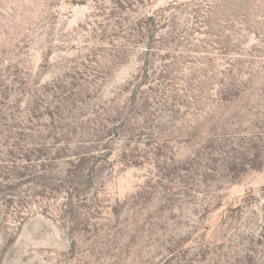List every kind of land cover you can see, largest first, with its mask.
I'll return each instance as SVG.
<instances>
[{
  "label": "rangeland",
  "instance_id": "374dc122",
  "mask_svg": "<svg viewBox=\"0 0 264 264\" xmlns=\"http://www.w3.org/2000/svg\"><path fill=\"white\" fill-rule=\"evenodd\" d=\"M0 264H264V0H0Z\"/></svg>",
  "mask_w": 264,
  "mask_h": 264
}]
</instances>
